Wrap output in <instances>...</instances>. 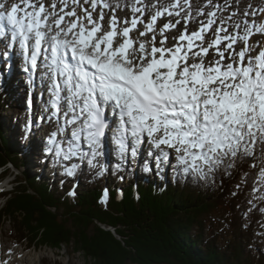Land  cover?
I'll use <instances>...</instances> for the list:
<instances>
[{
  "label": "snow or ice",
  "instance_id": "6c2138e0",
  "mask_svg": "<svg viewBox=\"0 0 264 264\" xmlns=\"http://www.w3.org/2000/svg\"><path fill=\"white\" fill-rule=\"evenodd\" d=\"M236 2L237 9L225 17L217 13L228 11L232 0H207V13L198 9L205 20L189 32V0L152 3L147 22L143 14L149 5L141 7L143 0H20L23 8L12 4L10 9L7 0H0V22L11 26L9 35L0 25V38L8 47L18 43L33 71L43 57L53 109L47 119H63L58 132L71 127L66 149L57 132L51 134L57 156L87 157L103 175L105 165L97 158L104 156L111 132L125 163L129 155L135 160L147 140L157 170L174 155L184 173L203 178L254 157L258 147L264 165V44L249 43L254 34H264V23L249 20L256 16L251 5L241 12ZM122 8L130 9L131 17H118ZM162 17L178 19L158 28ZM181 20L178 35H165ZM107 112L117 118L114 128ZM26 127L31 130V120ZM75 167L66 169L69 176ZM145 169L152 171L147 164ZM259 183L264 185V166Z\"/></svg>",
  "mask_w": 264,
  "mask_h": 264
},
{
  "label": "trees",
  "instance_id": "16d2710c",
  "mask_svg": "<svg viewBox=\"0 0 264 264\" xmlns=\"http://www.w3.org/2000/svg\"><path fill=\"white\" fill-rule=\"evenodd\" d=\"M3 146L0 167L11 162L18 168L15 147L6 141ZM259 157L258 147L254 157L238 160L234 168L222 167L203 178L178 174L167 185L158 179L154 189L129 173L130 185L121 191L113 183L109 186L105 206L101 181L86 180L85 190L78 191L72 202L52 195L61 188L52 190L28 175L26 184L35 193L26 189L10 193L1 217L13 220L22 238L34 233L40 244L73 246L92 264H122L131 258L139 264H264V232L263 238L254 232L264 229V185L259 183L264 165ZM61 205L67 214L59 213ZM220 207L232 212L234 237L225 242L217 232H208L204 220ZM249 216L251 227L246 231L243 224ZM260 219L263 224L257 227ZM98 222L115 227L119 239ZM133 253H142L139 260Z\"/></svg>",
  "mask_w": 264,
  "mask_h": 264
},
{
  "label": "rangeland",
  "instance_id": "374dc122",
  "mask_svg": "<svg viewBox=\"0 0 264 264\" xmlns=\"http://www.w3.org/2000/svg\"><path fill=\"white\" fill-rule=\"evenodd\" d=\"M15 1V2H13ZM46 3H50V0H45ZM125 0H121V3H124ZM128 2L130 3V0H128ZM170 3L171 0H143V4H141L140 6L143 7L144 4L149 5V8L145 10L144 14H143V18L145 20V22H147L150 18V14H151V8L150 5L152 3ZM12 3H16V4H20V0H7V4L8 6L12 5ZM189 3L191 5V20L188 22L187 27H188V31L191 32L193 30H197L199 28V23L198 21L201 20H205V16L200 15V13L198 12V9L203 8L205 14L207 13V11L209 10V8L207 7V0H189ZM213 3H220L223 4L224 0H213ZM251 5V9L250 11H255L256 12V16L255 17H249V20H256L257 23H262L264 22V19H261L262 16H264V13H261L259 11V9L264 8V0H239V9L242 12L243 10L247 9L248 6ZM20 7L23 8V4H20ZM85 7H87V5H85ZM187 7V5H186ZM237 9V2L236 0H232V7L223 13H217V15H223L225 17L231 15V13L233 11H235ZM116 15L120 18H125V17H131L132 13L130 11V9H119L116 12ZM137 16L141 15V14H136ZM184 15V11H181V17H183ZM108 19V17H106ZM241 18V16H236L233 19L234 20H239ZM178 19L176 17H162L160 19H158L157 21V27H161L163 25V23L167 22L168 20H171L172 23H175V20ZM185 23L184 20H181V24L177 25L175 29L169 31L171 32V35H168L169 32H166L165 35L171 37L172 35L176 34L178 35L180 33V31L182 30V25ZM229 24H231V22H229ZM215 27V25L213 26ZM229 32L232 31V28L229 26L228 28ZM151 34H149L150 36ZM147 38V37H145ZM157 39L160 40V37L157 36ZM252 40H256L257 43V47H259L260 45L264 44V34H254L253 37L250 38L249 43L252 42ZM170 42L168 43H172V39H169ZM3 43V42H2ZM226 43V42H225ZM157 45L159 46V41L157 42ZM2 46V44H1ZM223 46V45H222ZM221 46V47H222ZM234 47L237 48V50H239V47H241L240 44L234 45ZM213 51L210 50L209 55H213ZM14 64V63H13ZM15 68V66H14ZM1 69V66H0ZM2 73L0 72V75ZM5 78H8L9 80H12L13 82L16 81L15 75H12L10 73L6 72V75H4ZM0 94L3 95L0 96L2 97L1 103H0V145L1 147H3V143L5 144V141L8 144H11L13 147H15L17 153H18V168L16 167L15 164L11 163V162H7L5 166H1L0 167V172L1 171H5V173L0 176L2 177L4 182L2 184H0V189H5L4 193L2 192L0 194V253L5 252L7 253L8 257L11 256L12 254H14V256L18 257L17 259H20L22 255L26 254H30V255H35L37 253H39L38 255H42L41 260H37V264H92V261H90V259H88L82 252H78L75 247L73 246H65L62 245L61 247H50L48 245H43L40 244L38 242H36L33 238L35 237L34 233L31 234L29 233L28 236H23V238L19 235L18 230L16 231V228L14 226V222L13 220H11L10 218H2V214H4V208L6 210V205L7 204V200L8 198L11 196L10 193L18 191V190H23L26 189L27 193H35V190L33 189L32 186L26 184L27 180H26V176L29 175L30 180L33 181L34 179H36L37 181L39 180H45L44 183L48 184L50 187H52V190L61 188V187H65L66 189V193L65 191H61V193L59 192V194L57 193H53V196H57L60 197L62 195L66 196L68 198V200H72V202L75 200L76 198V194L78 191L82 192L83 190H85V187L82 186V178L86 177L87 175H90L91 177H93L94 175L99 177V172L101 171V169L99 167H92L89 163H88V159L89 158H84V159H80L78 157H73L70 160V164L67 165V163H65V167L63 168H58L54 167L52 165L53 162H55L56 164V160H54L51 156H49L51 153V151H49L51 148H54L48 141H46L45 143H47L48 145L45 147V150H42V153L40 152V156H38L39 154L34 150H32L33 145L35 146V141L32 140V135L28 133L27 128L24 127V125L26 126V123L28 121H26L25 118H27L24 110L25 108L20 109L19 106H17V104H15L13 98L11 99L10 95L8 93L7 88L5 89V86L2 85L1 80H0ZM8 94V98L7 99V95ZM13 95H15L13 93ZM22 95V93H21ZM4 97L6 98V100L4 99ZM21 98V97H20ZM23 98V97H22ZM20 102V101H19ZM8 104L7 106L5 104ZM4 104V105H3ZM5 106V107H4ZM2 107V108H1ZM10 111V113H9ZM14 121V122H13ZM24 121V129L22 130L21 127L20 128V124L23 123ZM7 123V126H5V124ZM19 127V128H18ZM4 128V129H3ZM16 131L17 135L16 136H12V132ZM25 133V134H24ZM2 134V136H1ZM47 134V132L45 133ZM36 135V134H35ZM48 139V137H47ZM15 143V144H14ZM148 148H150L149 146H147ZM147 147L144 148L143 152L138 153L137 158H135V160H133L131 158V156L127 157V163H125L124 161L121 160V158H117V156L115 155L112 156V158L114 157V159L116 158V163H117V167H118V176L117 179H120V189L124 188L123 186H125L128 182L127 180H125V174H126V170L127 168H129V165H132V168L135 170V173L137 174L139 170H141V167H145V164H147L149 167L152 168V170L154 171L155 175L156 173L159 172L158 176H167L169 172H172V170H177L178 173H183L182 170V166L178 165L176 160H175V156L172 155L170 156V161L169 164L166 166H162V170H157L155 167V164L153 162V157L149 155L150 151H154V149L150 148L147 149ZM4 148V147H3ZM25 150V151H24ZM35 150L37 151V146L35 147ZM49 151V152H48ZM54 151V150H53ZM49 153V154H48ZM14 156V153H13ZM28 156V157H27ZM35 158H34V157ZM87 161V162H86ZM120 161V162H118ZM132 161V162H131ZM97 162L99 164H101L100 158H97ZM130 162V164H129ZM16 163V162H15ZM49 165L50 168H49ZM48 166V169L46 168ZM75 167V175L73 176H69L66 172L67 168H71L73 166ZM81 168V170L83 169V172L80 171L78 168ZM108 167V166H107ZM111 167V165H110ZM79 173H81L80 175L77 173V171ZM43 171H45V174L43 173ZM160 171H163V174L160 173ZM25 173V174H24ZM218 173V171H215L214 173H211L207 176H212L214 174ZM104 176V177H103ZM103 176L101 177V181L103 183L104 186L107 185V179H109V173L107 172V168L105 170H103ZM39 179V180H38ZM23 180V182H22ZM51 181V182H49ZM22 182V183H21ZM41 182V181H39ZM21 183V184H20ZM36 183V182H35ZM34 182H31L30 184H34L33 186H35ZM20 184V186H19ZM78 186V188L76 189V187ZM103 188V187H102ZM64 190V189H63ZM136 190V189H135ZM20 192V191H19ZM106 192V191H105ZM105 192L102 193V203L107 204V202H105ZM72 193H75V195H73ZM5 194V195H4ZM136 194V193H135ZM56 197V198H57ZM138 197V194L135 195V198ZM55 202V201H54ZM57 203V201H56ZM224 208V209H223ZM67 210V209H66ZM65 208L63 205H61V209L59 210L60 214H67L65 213ZM206 224L208 225V232H217L218 236H221L222 242L228 241V239H233L234 235L232 233V228H231V221H232V212L229 210V208H225V207H220L218 209H214L212 210L209 214H207L204 217ZM251 221L252 218L251 216L247 217L245 220V224L244 225V230H248L251 226ZM257 227H261L263 224V221L260 219L258 221ZM98 225L101 226L103 229L110 231L114 237L119 239L118 234L115 232L116 228L112 227V226H107L105 224L99 223ZM211 226V227H210ZM206 230V229H205ZM257 232H255V234L258 236L259 238H263V235L260 232H264V229H259L256 228ZM26 237V238H24ZM117 241V240H116ZM120 241V240H119ZM118 242V241H117ZM19 249H25L23 251V254L20 256L18 253L16 255V251ZM8 250V251H7ZM143 253V252H142ZM140 253V254H142ZM134 254V257L139 260V253L137 254L138 256ZM36 256V255H35ZM143 258V255H141ZM5 258L3 257L2 259V264L5 263L7 264V262H9L8 260H4ZM10 259V258H9ZM122 264H139V262H135L132 258L127 260L126 262L122 263Z\"/></svg>",
  "mask_w": 264,
  "mask_h": 264
},
{
  "label": "bare ground",
  "instance_id": "6f19581e",
  "mask_svg": "<svg viewBox=\"0 0 264 264\" xmlns=\"http://www.w3.org/2000/svg\"><path fill=\"white\" fill-rule=\"evenodd\" d=\"M3 23H4V21L0 22L1 25H4ZM262 23H264V22H262ZM139 27H140V25H138V28ZM9 32L10 31L8 30L7 33L10 35ZM130 35L134 36L135 33H130ZM168 35H171V32H169ZM144 39H146V38H144ZM171 42L172 43L168 44L169 46L175 43V41H173V40ZM1 44H2V48L0 50V66L2 65L3 69H2V67L0 69V72L2 73L0 75V80H1L2 85L5 86V89L7 88L8 93L12 94V95H10V97H11V99L13 98L15 104H17V106H19V108L22 110H23V108H25L24 112L27 109V111L25 112L27 118H25V119L28 122H29V120L32 121V128L29 131L28 128L26 127L28 122L26 123V126H25L24 121H23V123L20 124V128L23 127V125H24V127L27 128L28 133L32 135V140L35 141V146H34V144H32L33 145L32 150H34L35 153L37 152L39 154L38 156H40V152L42 153V150H45V147L48 145L45 142L46 141L49 142V139H50L51 134L53 132H57L56 139L58 141H61L62 142L61 146L66 149L68 147L67 141L71 137L70 136L71 127H68L64 132H58V128L63 125V123H62L63 119H61L59 121H57V119L54 117L51 120L47 119V117L49 115H51L52 110L49 107L47 108V103H48L47 101L49 98V93H48L49 87L45 84V80H44L45 77L43 78L37 72L34 74V73L29 71L30 66L23 60V53L21 56H19V53L21 52V50L18 51L17 45L14 44L13 47L12 46H11V48L8 47L6 52H4L3 49L5 46V43H4L3 38L0 41V45ZM8 52H9V54H8ZM14 66H15V68H14ZM26 68H28V71L25 70ZM6 72L9 73V75H10V73L12 75H15L16 81L13 82L12 80L5 78L4 75H6ZM29 80L32 81L31 84L29 83ZM13 93L15 95H13ZM21 93H22V95H21ZM6 95H7L6 96L7 99L9 100V98H8L9 95L8 94H6ZM0 96L3 97L2 94H0ZM4 99L6 100L5 97H4ZM6 102H7V100H6ZM7 103L5 104L6 106L8 105ZM9 113H10V111H9ZM41 116H44L45 119L41 120L40 119ZM5 126H7V123L5 124ZM24 127L21 129L23 130ZM110 127H113V128L115 127L114 121H112ZM46 132H47V134H45ZM13 135L16 136L17 132L16 131L12 132V136ZM47 137H48V139H47ZM109 137H111V139H112L111 132L108 134V136H106V139H105L106 142H105V147L103 149L104 156L99 157L100 161H102L104 159L106 161V164H109L110 161H112L114 159L115 155L117 156V158L120 157L117 146L113 142V139L110 140ZM36 146H37V151L35 150ZM52 146L54 148H51L49 151H51L53 153H51L49 156H51L54 160H56V164H55V162H53L52 165L54 167H57L56 169L63 168L65 166L69 165L70 160L64 159L63 156H57L56 152H55V146L54 145H52ZM147 146L150 147L151 145L148 142H147V144H142L140 146L138 153L143 152V150H144L143 147H147ZM147 149L150 150V148H148V147H147ZM83 150L85 151V148H83ZM112 156H114V157L112 158ZM65 163H67V165H65ZM48 166L50 168L51 165L48 164ZM48 166L46 167L47 169H48ZM78 169L83 172V169L82 170H81V168H78ZM105 169H106V167H105ZM109 170H110V168H109ZM43 173L45 174V171H43ZM77 173L79 175L81 174L78 171H77ZM158 174H159V172L156 173V175H155L154 171L150 172V178L149 179H150L151 183H148V184H151V187L153 189L155 187H157V185L155 183L157 181L156 177H158ZM167 180L171 181V176H167ZM104 188H108L107 185L104 186ZM136 194H138V192H136ZM109 223H111V222H109ZM24 250L25 249L17 250L16 255L18 253H20L19 255L21 256L23 254ZM38 254L39 253L35 254L36 256L30 255V254H28V255L24 254L21 256L20 259H17L18 257L17 256L15 257L14 254H12L11 256L8 257V255L5 251V252L0 253V264H2L1 261H2L3 257L9 261V262H7V264H37V260L38 259L41 260V258H42L41 257L42 255H38ZM3 264H5V263H3Z\"/></svg>",
  "mask_w": 264,
  "mask_h": 264
},
{
  "label": "water",
  "instance_id": "95a60500",
  "mask_svg": "<svg viewBox=\"0 0 264 264\" xmlns=\"http://www.w3.org/2000/svg\"><path fill=\"white\" fill-rule=\"evenodd\" d=\"M2 152H4V149H3V147H1V145H0V153H2Z\"/></svg>",
  "mask_w": 264,
  "mask_h": 264
}]
</instances>
